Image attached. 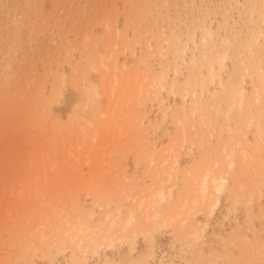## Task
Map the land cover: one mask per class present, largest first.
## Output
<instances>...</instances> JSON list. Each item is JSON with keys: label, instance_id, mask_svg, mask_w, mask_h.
<instances>
[{"label": "rangeland", "instance_id": "1", "mask_svg": "<svg viewBox=\"0 0 264 264\" xmlns=\"http://www.w3.org/2000/svg\"><path fill=\"white\" fill-rule=\"evenodd\" d=\"M0 264H264V0H0Z\"/></svg>", "mask_w": 264, "mask_h": 264}]
</instances>
